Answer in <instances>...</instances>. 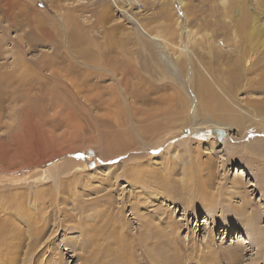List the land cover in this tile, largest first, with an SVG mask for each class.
Listing matches in <instances>:
<instances>
[{
	"label": "rangeland",
	"instance_id": "1",
	"mask_svg": "<svg viewBox=\"0 0 264 264\" xmlns=\"http://www.w3.org/2000/svg\"><path fill=\"white\" fill-rule=\"evenodd\" d=\"M136 1L140 5L127 9L113 0H18L11 7L0 0V72L13 70L17 56L27 62L19 70L30 71L43 52L55 55L54 42L29 45L36 26L43 24L61 36L66 84L80 88L75 100L61 96L65 110L50 109L48 100L35 97L6 99L0 91V235L7 236L0 240V264L160 262L161 255L150 253V245L140 239L144 220L139 213L173 220L176 246L159 248L177 252L180 264H264V0ZM28 14L32 23L24 19ZM130 16L167 44L151 40ZM119 63L130 67L128 75ZM71 65L80 70L71 72ZM112 70L116 78L125 75L128 86L143 79L160 87L136 107L174 119L157 143L135 140L138 154L160 145L149 153L152 157L124 155L114 162L113 154L103 156L115 131L96 119L107 117L116 99ZM117 90L119 98L134 102ZM182 98L187 103L181 115L166 114ZM32 110L41 112L36 119H45V125L28 122ZM218 125L227 129L226 144L199 138V130ZM42 140L56 145L60 155L35 164ZM206 163L212 164L210 170ZM133 165L149 172L138 173L145 178L142 190L133 188ZM153 168L183 192L191 175L204 181L210 177L212 211L207 198L191 201L183 192L157 189L154 181L145 184ZM135 192L137 200L131 198ZM242 196L258 213L254 228L230 212L232 204H244Z\"/></svg>",
	"mask_w": 264,
	"mask_h": 264
},
{
	"label": "bare ground",
	"instance_id": "2",
	"mask_svg": "<svg viewBox=\"0 0 264 264\" xmlns=\"http://www.w3.org/2000/svg\"><path fill=\"white\" fill-rule=\"evenodd\" d=\"M6 1H7V3H9L10 7L18 4L17 3L18 0H6ZM113 1L116 4L117 3L120 4L121 2L124 3V5L123 4L120 5V7L122 6V8L129 5L127 9H132L133 6H135V4L140 5L136 0L134 2L132 0H113ZM15 2L17 4H15ZM137 13H139V12H137ZM24 19H26L29 23H32L34 20V18L30 14H28L26 16V18H24ZM130 19L132 20L131 22H133L134 24L140 25L134 17L130 16ZM140 27H141V25H140ZM141 30L151 40L157 41V42H164L167 44V42L163 41L157 35L151 34L149 32V30L144 29L143 27H141ZM36 31L37 32L35 33V39H33L32 41H29L30 47L33 48V47H38L40 45L43 46L44 44H47V43L50 44V43L54 42V43H56L55 55H51V54H45L44 55V52H43L41 54L42 60L40 62L33 63L34 67H36V68H35V70L33 68L30 71L19 70V69L23 68L27 64V62L24 59L17 56L16 59L13 61L14 66H15V68L13 70L3 72V73L0 72V91L5 95L6 99L11 97L13 100L14 99L19 100V99H24L23 96L35 97L36 99L48 100L47 106L50 109L61 108L62 110H65L63 102L60 101L61 96H64L65 94H70V98L75 100L76 97L80 94V88L77 87L75 82H72L70 84V86H68L66 84V73H68L69 70L66 69L64 66L66 59H65V56L62 54V51H61V49H62L61 36H59V33L54 34L52 29H50L48 26H45L43 24H41V25L39 24L38 26H36ZM60 35H61V33H60ZM17 47L20 49V51H22V45H20L18 43ZM44 48L45 47H42V49H44ZM182 50L186 54L190 52L188 49H185V48H182ZM43 51H45V49ZM23 52L25 53L24 49H23ZM2 55L3 54L0 53V56H2ZM13 56L15 57V55L12 53V57ZM119 64L122 68L123 74L128 75L131 71L130 67L127 65H124L123 63H119ZM79 70L80 69L77 68L76 66L71 65V72H78ZM125 75H123V77L121 79H119V78H116V74L113 71V74H112L113 78L112 79H115V78L117 79L116 88L113 89V93L116 96V99L114 98L113 102L110 104L111 109L109 110V114H107V117L102 118V119H96V122L99 125H105V126L109 127L110 129L113 128V130L115 131L114 133H111L110 140H113L111 147L109 149L105 150V153H103L104 157L107 155L113 154V157H111V159L114 162L118 161L117 159H120L124 155H127L125 157V159L129 156L137 158V159L147 158L148 156L152 157L151 155H149V153L155 152L156 147L160 146V145L154 146V144H153L151 146L152 148L144 147L145 149L142 148L143 152L138 154V152L133 150V144H134L135 140L137 138H140L141 140H143V142H146L147 140H144V139H150L149 141L153 142V140H154L157 143L156 138L158 137V135H160L165 129L169 128L170 125H173V120H174L173 118H171V116L165 117L164 114H161L157 111L147 112V111H143V110L136 108L139 106L137 103H141V106L143 107V105L146 103V101L150 100L149 96L156 93L160 87L154 85L151 81H146L143 79H138V81H136V82H138L137 84H135L133 86H128V85H126V82H130V81L127 79V77ZM4 85H6V87ZM119 88L123 89L125 96H132L134 102H130L132 100L131 97H126L125 100L119 98L117 96L118 95L117 89H119ZM185 99H187V98H185ZM185 99L182 98V99H178V101H175L177 108L173 109L172 111H170L169 113H166V114L176 115V116L181 115V113H182V111H183V109L187 103L185 101ZM94 102H97V100L94 99ZM222 106L225 107L226 105L224 103H222ZM95 107L100 108V105L97 104V105H95ZM105 107H106V104H104V108ZM40 114H41V112H36V111L32 110L31 113H28V118H30V120H28V122H33L36 126L37 125H45L46 124L45 119L42 120L41 117L39 120L36 119L37 116H40ZM61 115L64 116L63 114H61ZM187 115L188 116L186 117L185 120H187L190 117L189 114H187ZM239 119H240V117H239ZM255 119L259 123L262 121L258 117H255ZM178 121H184V119L178 118ZM57 122H59L60 125H62V126H65L67 124V121L66 120L61 121L60 117L57 120ZM94 122H95V120H94ZM48 123L52 124L53 121L50 120V121H48ZM55 126H58V124H55ZM216 128L223 129L226 131V137L220 143L222 145L226 144L227 141L229 140V135H228L227 129L223 128L220 125L216 126ZM196 129L199 130L200 128L197 127L193 131L195 132ZM201 129H203V128H201ZM199 132L201 133L200 130H199ZM45 138H46V136H45ZM41 139H43V137H41ZM208 140H211V138H209ZM103 141H104V139H100L97 143L102 144ZM39 150L41 152L38 155L39 158L36 159L35 164H40V163L45 162L47 160L55 159L57 156L60 155V152L56 149V145H54L52 142H47L46 140L45 141L42 140V144L39 145ZM168 151H170V149H168L167 152ZM106 158H104V159H106ZM108 159H110V158H108ZM123 163H125V162H123ZM198 165H201V164L199 163ZM202 165H204V164H202ZM211 167H212V164L208 163L207 164L208 170H210ZM132 168H133L132 172H134L135 174L131 175V176L133 178L134 177L135 178H134V180L131 179V181L136 183L133 188H135V189L141 188V190H142L143 186H145V185H143L144 179H145L143 177L144 176L143 174H145V173L147 174L149 172H147L146 169H145V171H143V170L141 171V166H138V168H137L136 165L135 166L133 165ZM199 169H201V168H199ZM139 172L143 176L138 175ZM150 172H151L150 174L146 175V176H149L150 178L145 181V184L147 181H154L155 183L158 184L157 189L166 190L168 188V190L177 191L179 194H180V192H183L181 188H178V190H176V188H175L176 186L174 185V184H176V181L174 179H172L171 177L166 176V175H161L158 172V170H155L154 168L152 169V171L150 170ZM210 173H212V172H210ZM111 174H113V172ZM128 174L130 175L132 173L129 172ZM123 176H125V175H123ZM191 176H194V177L192 178ZM191 176H190L191 178L188 179L183 186L185 188V190H184L185 192H183V193L187 194L188 198L191 201L194 200L195 198L196 199L197 198H207L206 200L209 201L208 202L209 204L207 203L208 209H209V211H212V209L209 207H211V205H213L215 203V201H214V199L209 198V192L207 189H209L210 186H213L214 182L212 180L209 181L210 177H209V179H207V181L206 180L204 181L201 178V175L199 177H198V175H191ZM114 177H115L114 179H117L116 175H114ZM119 177L120 176H118V179L116 181L119 180ZM140 177L141 178L143 177V178L141 179ZM128 179H129V176H128ZM128 181H130V180H128ZM109 182H110V180H109ZM205 182H208V183L206 184ZM240 184H241V182H240ZM113 185H116V184H113ZM206 185L207 186L210 185V186L207 187ZM190 188L193 189V190H191L192 193L186 192V190H190ZM168 190H166V192ZM104 196H105V194H104ZM135 197L136 198L139 197V196L137 197V193L134 196H131V198L133 200H137ZM125 198H127V197H125ZM241 200L243 201L244 204H242L240 206L236 207L235 205L232 204V207H234L235 209L234 210L230 209L231 214L237 213L239 215V217H241L242 220L245 222L244 225H246L247 227H250V228L256 227L255 219H257V218H255V217H258L257 211L252 208V203L250 201H247L248 199L246 200L244 196H242ZM131 203H133V202H131ZM96 205H98V204H95V206ZM135 206H136V204H135ZM230 206H231V204H230ZM111 207L109 206V208H111ZM105 208H107V207L105 206ZM86 211H87V209L85 210V212ZM119 212L117 213V215H119ZM18 213H20V212H18ZM135 213H136V211H135ZM108 214L109 213H107V215ZM139 214H140V218L144 220V221L141 220V222H140L141 223L140 229L142 232V233L140 232L142 234V238H140V239H143L146 242V244L150 245V247L148 248V250L150 249L149 250L150 253H151V250H152V252L155 251V253L157 251L158 254L161 255V257L163 259L160 261L161 257L159 256L160 262H157V259L155 258V259H153L152 263L153 264H159V263H161V264H180V261H179L180 257H178V255L176 254L177 252H170V251L166 252V249H164V251L161 253L162 249L159 248L160 245L162 247L164 245H167L170 248L174 244L176 246V243L174 242V241H176L174 238V234L177 232V226L173 222V220L171 218H168V216H166V218H163V220H162L159 216L157 219V217L155 218V216H154V218H151V217L148 218V217H146L147 215L145 217L148 219H146L145 217H143V215L141 213H139ZM82 216L83 215H81V217ZM117 217H119V216H117ZM116 220H118V219H116ZM161 220H162V222L164 221V225H165L164 228H162V229H160V226L158 224L159 222H161ZM107 231H108V229H107ZM103 234L109 235V233H107V232H103ZM176 236H178V234ZM3 237L7 238V236H5L3 234V235H0V240H2L1 238H3ZM11 239H13V237ZM159 240H160V242H163V244H161L159 242ZM239 240H241V239H239ZM242 241H245V240H242ZM172 248H171V251H172ZM145 249H146V247H145ZM174 249H176V251H178L177 250L178 248H174ZM150 256H152V255L150 254ZM157 256L155 255V257H157ZM170 256H173V257H170ZM146 257H144V258H146ZM134 264H139V261L137 259H135Z\"/></svg>",
	"mask_w": 264,
	"mask_h": 264
},
{
	"label": "water",
	"instance_id": "3",
	"mask_svg": "<svg viewBox=\"0 0 264 264\" xmlns=\"http://www.w3.org/2000/svg\"><path fill=\"white\" fill-rule=\"evenodd\" d=\"M226 137V131L219 128H209L199 134V138L203 139H217L219 142H222ZM93 155L94 153L91 152Z\"/></svg>",
	"mask_w": 264,
	"mask_h": 264
}]
</instances>
